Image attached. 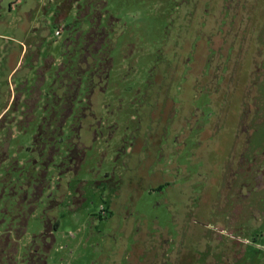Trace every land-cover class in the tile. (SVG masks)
Here are the masks:
<instances>
[{"label": "rangeland", "instance_id": "obj_1", "mask_svg": "<svg viewBox=\"0 0 264 264\" xmlns=\"http://www.w3.org/2000/svg\"><path fill=\"white\" fill-rule=\"evenodd\" d=\"M91 1L97 3L0 0V209L6 194H10L9 204H14L17 186L25 179L23 171L34 172L30 159L40 161L32 158L37 152H30L37 124L24 129L17 125L20 101L27 97L23 81L33 79L44 58L60 63V53L72 40L73 31L83 37L82 31L88 29L86 15H92L85 3ZM104 1L106 12L120 20L122 40L134 45L135 53L125 59L123 52L107 92L92 97L96 117L80 120L79 145L83 149L94 146L88 149V161L76 167L78 174L72 176L66 165L60 167L59 180H53L58 182L28 215L24 233L20 236L23 230L18 231L19 258L33 236L48 230L42 241L45 264H148L149 241L160 245L167 241L164 238L169 241V260L181 254V264H216L222 259L218 253L226 251L225 258L232 264H264V0H248L246 9L242 5L234 11L236 18L226 21L227 38L222 27L218 28L223 38L216 37L215 42L223 46L221 53L208 54L209 32L203 29L196 42L194 67L185 65L181 73L176 68L175 79L174 69L165 66L174 63L178 23L194 0ZM204 1L201 7L220 20V0L213 4ZM203 16L201 9L195 15L200 26ZM195 26L194 18L188 40ZM191 45L192 41L181 51L185 57ZM160 50L167 59L156 64ZM207 61L215 71L213 87L204 81L195 83L196 74L203 77L204 69H209ZM155 65L160 74L169 69L174 79L169 96L175 106L171 100L170 110L177 116L168 118L166 139H161L162 126L154 138L147 134L148 109L135 103ZM50 74L48 71L42 86L45 93ZM244 110L250 111L248 116L260 111L249 124L248 149ZM99 121L103 125L96 135L99 140L95 134L92 140L91 127L100 126ZM50 152L43 165L53 160L54 150ZM244 157L257 159L252 165L255 182L246 203L235 193L245 170L240 164ZM232 173L238 174L239 182L233 192L223 193L226 176ZM54 174L47 167L41 177L51 180ZM257 177L262 181L256 182ZM8 181L15 193L7 189ZM237 205L244 208L230 210ZM8 209L14 212L9 205ZM20 209L25 210L24 203ZM1 221L2 217L0 234L5 229Z\"/></svg>", "mask_w": 264, "mask_h": 264}, {"label": "flooded vegetation", "instance_id": "obj_2", "mask_svg": "<svg viewBox=\"0 0 264 264\" xmlns=\"http://www.w3.org/2000/svg\"><path fill=\"white\" fill-rule=\"evenodd\" d=\"M104 0H97V3H85L89 8L92 10V15L89 17V13L86 15V18H88V26L87 30H83L82 32H85L82 34L83 37L78 34V32L73 31V37L75 41L77 39V46L74 47L72 50L74 51L73 55H76L78 59L81 60L82 64H84L85 69L82 72V77L79 80V85L83 86V99L85 101V106L83 109L79 111H70L69 113L71 116H73L74 121H80L81 119H84L88 116L90 117H96L94 112L92 111L93 107V102H92V97L95 96V93H106L108 89V85L111 82V77H112V72L113 70L116 69V61L121 59L123 56L124 52V57L125 59L128 57H132L135 53V46L132 45L129 42H124L122 40V31L118 29L120 27V20L119 18L115 17L114 14H110L106 12L105 10V4L103 5ZM236 3L232 4L230 0H220L219 2V10L221 12V17L220 20L214 17L213 15L210 17V14L208 13V9H204V7H201V0H194L192 3H188V10L186 12H183L181 15V20L178 23V40H175L174 43H176L177 47L173 48V59L174 63L172 66H170L169 63L166 62V66L169 69H174L176 68L179 70V72H182V67L185 65H189L190 67H194L193 61L196 59V49L198 46V41L199 38L201 37V31L207 30L209 32V41L207 45V51L208 54L216 53L219 51L221 53L223 51V46H217L216 45V37H222V35L218 34L217 30L221 26V32L225 36V38L228 37L227 33L229 32V28L226 27L227 23L226 21L228 19H234L236 16H234V11L238 9L239 7L244 9L247 8L248 0H235ZM105 2V1H104ZM214 0H208L204 1V4H213ZM235 5V6H234ZM94 6V8H93ZM98 6V7H97ZM100 7V8H99ZM203 11L204 10V16L201 18L202 26L200 23V20L195 17L198 11ZM216 9V7H215ZM207 14H206V12ZM224 13H226L225 16ZM195 18L196 20V26H195V32L194 35L188 40L187 39V31L189 28L192 26V21ZM248 21V20H247ZM219 23V24H218ZM199 28V29H197ZM209 28V29H207ZM169 29V28H167ZM218 34V35H217ZM75 35V36H74ZM170 36V34L166 35ZM83 38V41H80ZM192 41V45L188 49V57H185L184 54L181 53V51L185 48L187 43ZM197 42V43H196ZM173 43V44H174ZM215 43V44H214ZM80 44V46H78ZM126 47V50L124 51ZM123 49V50H122ZM72 51H66L62 55V60L59 64H57V68L54 70V73L51 75V80L54 83H57L58 80L65 81L66 75L65 73H61L65 69V63L67 61L66 57H68V53H71ZM39 54V52H38ZM165 56L163 51H158L157 55V60L155 61L156 64H158V61L161 60V62L165 63ZM35 58V62H36ZM167 59V58H166ZM211 60V59H210ZM209 62V69L205 70V73L202 77L199 76V74H196L195 78V83L196 85L200 84L201 81H204V84H206L209 87H213L215 85V71H211L212 67V62ZM47 63L49 65V60H44L42 62V66H40L37 69L36 74H34L33 79L29 80L27 82V85L31 88L27 92L24 88V93L23 95L27 96V99H30L32 96V93L35 94L38 88V82L41 80V78H45L47 75L46 73L53 67L54 62L52 65L47 67ZM134 63V60H133ZM166 68V74H160L158 71V66L156 65L149 71L148 77L146 78L145 81V86L146 89L144 91H141V89L138 90V93L141 95V99L139 100L138 98L136 99L135 103H138V108H147L149 115H150V125L149 128H147V134L150 135L151 138H154L155 135L159 132L160 127L162 126L161 133L163 134V137L165 134L169 132V126H168V118L169 117H175L177 116L174 114V110H170V103L171 100L173 101V105L175 106V102L173 99L170 98L169 92H170V83L172 80L175 79L176 77V71L173 72L174 74V79L173 77L169 75V69ZM52 70V69H51ZM189 70V69H188ZM169 75V76H168ZM185 78V77H184ZM183 78V79H184ZM178 80V79H177ZM181 82V81H180ZM179 84V83H178ZM178 88L180 86L178 85ZM31 93V94H30ZM152 93V94H151ZM154 93V94H153ZM56 94V93H54ZM79 94L77 92L74 97H76ZM30 95V96H28ZM91 99V102H90ZM91 105V106H90ZM145 110V109H144ZM243 116L244 124V133H247L246 137V147L248 149L250 145V136L248 135L250 132L249 131V124L253 120V118L258 117V114L260 111L256 112V114L252 116L249 115V110L246 112ZM144 115V111H142ZM248 113V114H247ZM79 114V115H78ZM197 116H195V120ZM79 118V120H78ZM181 120V116H179ZM100 120V119H99ZM183 120V119H182ZM263 120V119H262ZM261 121V120H258ZM100 122V121H99ZM102 122V121H101ZM100 122V123H101ZM190 122V120H189ZM100 126L91 127L92 131H90L91 139L95 140L98 139L96 135L99 133L98 129L102 128L103 125L102 123L99 124ZM193 128L192 126H190ZM196 128H201V126H198L197 124L195 125ZM78 129H81V126L78 127ZM153 133V137L151 136ZM95 134L94 138H92V135ZM161 139H166V136ZM178 138V136H176ZM99 140V139H98ZM153 141H155L153 139ZM91 143V141H90ZM93 145L86 146V148H81V145H71L67 149V153L64 156V158L61 160L59 167L67 166V174H78L76 173L75 169L76 167H81L84 163H86L88 160V149H93ZM96 154H94V157L96 158ZM257 161L256 158H242V161L240 164L242 167H245V170L243 169L242 173V181L238 183V186L236 188V195L239 196L237 199L243 201L246 203L249 199V188L252 186L251 183L255 182L254 175L252 174V165ZM116 165H114L115 168ZM264 171V170H263ZM261 173L260 168L258 169V173ZM237 173H232L228 176H226L225 179V192H233V188L236 187V182H239L237 179ZM264 174H261L263 176ZM264 177V176H263ZM56 178L59 177L56 176ZM55 178V179H56ZM54 179H52L49 183L45 181V178H42V181L40 180H34L32 181H27L24 182V185L21 186L20 192L23 194H17L15 195V201L17 205V211L20 213H25L28 211V208L34 209L38 202L40 201L39 198H41L46 191L52 189V184L58 182L55 181L53 182ZM252 181V182H251ZM262 181L260 177H257L256 182ZM256 187H259L257 184ZM240 190V191H239ZM247 190V191H246ZM246 191V192H245ZM225 195V194H224ZM8 197V196H7ZM224 198V197H223ZM9 199V197L7 198ZM28 199V201H27ZM236 199V200H237ZM226 201L228 199L226 198ZM238 201V200H237ZM27 203V208L25 210L20 209L22 204ZM244 206L237 205V207L230 208V210L238 209L242 210ZM236 211V212H238ZM20 226V225H19ZM223 231H220V233H223ZM9 235V234H8ZM10 236V235H9ZM46 236V235H45ZM45 236H42L40 239L39 244L36 246V252L35 250H32L29 252V254L22 256L19 258L18 256V246L17 244H13L12 242L10 243V248L7 249L6 246L8 245L7 243L10 242V238H6L4 236V239L6 240L3 242V249L2 252L0 253V264H34V262H39V264H45V246L42 244L43 239ZM234 238V237H233ZM167 241L163 240L160 245H154L151 241L148 243V249L146 252V255H148L146 262L148 264H168L171 262V264H181V261L183 260V256L180 254L178 255V258L176 257L172 261L169 260V241L168 238H164ZM8 251H7V250ZM175 251V252H177ZM7 252V253H6ZM219 252V251H218ZM227 252V251H226ZM226 252L221 253L219 252L218 255L221 256L222 259H220L219 262L216 264H230L231 262L229 259H226L225 256ZM34 253H36L35 257H38L37 260H34ZM36 264V263H35ZM232 264V263H231Z\"/></svg>", "mask_w": 264, "mask_h": 264}, {"label": "trees", "instance_id": "obj_3", "mask_svg": "<svg viewBox=\"0 0 264 264\" xmlns=\"http://www.w3.org/2000/svg\"><path fill=\"white\" fill-rule=\"evenodd\" d=\"M71 37L72 40L68 41L65 44L63 50L60 53V60H62V55L64 52L72 51L71 53H68V57H66L67 61L65 63V69L61 71V73L64 72L66 75L65 81L58 80L57 83H54V79H53V81H50L48 83L49 86L45 93L43 91L42 86L45 85V83H47V79L41 78V80H39L38 82V88H37L38 93L35 92V94H33L34 93L33 92L32 96L28 95L31 97L30 99H27L26 97L25 99L20 101L21 114H20V118H18L17 120V125L21 126L24 129L30 126L32 123L37 124L35 129L36 135L34 137V144H33V148L30 149V152L31 150L32 152H37V154L32 155V158L37 157L40 159V161L38 162L37 160L35 161L30 159L31 163L34 162V164L32 163V165H30V167H32L34 170L33 173L31 171L26 172L27 170L26 169L24 170L23 167L24 170L23 176L25 175V179H23L22 182H20L19 185L17 186L18 187L17 192L19 195L23 194L22 192H20V190H21V186L24 185V182L32 181V179L42 181L43 178L41 177L42 170L45 169L47 173V167L48 168L50 167L53 170H55V174L52 177V179H55L57 176L56 173H59L60 171L59 164L66 155L68 147H70L71 145L80 146L79 144H81L80 130L78 129V127L80 126V121L79 122L74 121L73 116H71L69 112L71 110L81 111L85 106V101L83 99V86L79 85V80L83 76L82 72L85 69V66L84 64H82L81 60L77 58L76 55H73L74 51L72 49L75 48L77 46V43L79 42H77V39L73 41L74 40L73 33ZM82 39L80 41H83ZM78 46H80V44H78ZM44 60H50L52 61V63L54 62L53 67L51 68L52 70L51 69L49 70L51 71V74L49 76L51 80V75L52 73H54V70L58 66L56 64L57 61H55L52 57H49L47 59L44 58ZM48 66L49 65L47 63V67ZM28 81L29 80L23 81V86H24L22 87L23 92H24V88L27 92H30L29 90L31 88L27 85ZM77 92H79V94L76 97H74V95ZM31 100H33L34 103H32ZM31 104L35 105L34 108L31 106ZM30 107H32L33 109L31 110ZM27 110H31V112H28ZM38 112H41V116L37 115ZM52 149L54 150V154L52 158L53 160L48 165H43V162H46L45 156H47V153H49L50 150ZM41 150H45V151H41ZM37 163H40V165L37 166ZM18 165H20L19 162ZM39 167H41V169H38ZM44 178L45 181H47L48 183L52 180V179L49 180L47 176H44ZM10 182L11 181H8V183ZM11 185L12 182L11 184H7V189L8 190L10 189V193L11 192L15 193L16 189L11 187ZM1 196L2 195H0V197ZM5 196H8L9 199H7L8 198L7 197L4 200V204H2V208L0 209V217H2L1 222L5 223V229L0 234V253L2 252L3 249V242L6 241L4 239V236H6V238L8 237L10 238V242L7 243L8 245L6 246V248L9 249L10 243L12 242V245L17 244L18 252H19L18 239L24 233L27 217L34 209L28 208V211H26L25 213L24 212L20 213L19 211H17L16 201L12 205L9 204L11 200L10 194L9 195L6 194ZM42 197L39 198L40 201ZM8 205L12 208L14 212L9 211ZM26 208H27V203L25 205V209ZM21 228L23 231L20 234V236H18V231ZM47 231L48 230H46V232H42L41 234L33 236L32 241L25 248V253H24L25 255L29 254V252L32 250H35L36 252V246L39 244L41 237L48 234ZM33 255H34V260H37L38 257H35L36 253H34ZM35 263L39 264L38 261L34 262V264Z\"/></svg>", "mask_w": 264, "mask_h": 264}, {"label": "built area", "instance_id": "obj_4", "mask_svg": "<svg viewBox=\"0 0 264 264\" xmlns=\"http://www.w3.org/2000/svg\"><path fill=\"white\" fill-rule=\"evenodd\" d=\"M57 34H60V31H57Z\"/></svg>", "mask_w": 264, "mask_h": 264}]
</instances>
